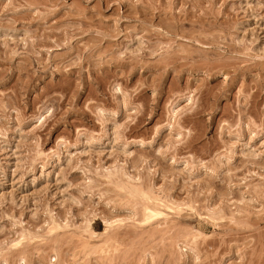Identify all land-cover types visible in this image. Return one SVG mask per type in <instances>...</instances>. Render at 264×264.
<instances>
[{"label":"rangeland","instance_id":"obj_1","mask_svg":"<svg viewBox=\"0 0 264 264\" xmlns=\"http://www.w3.org/2000/svg\"><path fill=\"white\" fill-rule=\"evenodd\" d=\"M0 264H264V0H0Z\"/></svg>","mask_w":264,"mask_h":264},{"label":"bare ground","instance_id":"obj_2","mask_svg":"<svg viewBox=\"0 0 264 264\" xmlns=\"http://www.w3.org/2000/svg\"><path fill=\"white\" fill-rule=\"evenodd\" d=\"M121 181H122V180H121ZM145 208H146V207H145ZM163 209H164V208H163ZM168 209H169V208H168ZM145 210H146V209H145ZM148 210H149V209H148ZM151 212H152V211H151ZM157 213H158V212H157ZM162 214H163V213H162ZM149 215H153V216H154L155 214H153V213H149ZM156 216H157V215H156ZM156 216H155V217H156ZM147 218H150V217H147ZM151 219H152V218H151Z\"/></svg>","mask_w":264,"mask_h":264}]
</instances>
